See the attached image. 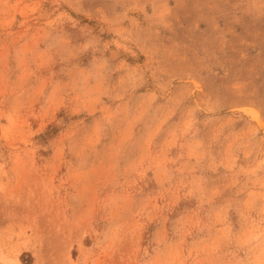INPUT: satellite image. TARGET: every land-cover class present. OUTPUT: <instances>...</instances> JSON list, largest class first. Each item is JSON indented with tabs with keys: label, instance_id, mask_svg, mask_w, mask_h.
<instances>
[{
	"label": "rangeland",
	"instance_id": "obj_1",
	"mask_svg": "<svg viewBox=\"0 0 264 264\" xmlns=\"http://www.w3.org/2000/svg\"><path fill=\"white\" fill-rule=\"evenodd\" d=\"M26 260L264 264V0H0V264Z\"/></svg>",
	"mask_w": 264,
	"mask_h": 264
},
{
	"label": "trees",
	"instance_id": "obj_2",
	"mask_svg": "<svg viewBox=\"0 0 264 264\" xmlns=\"http://www.w3.org/2000/svg\"><path fill=\"white\" fill-rule=\"evenodd\" d=\"M22 258L24 259L25 258V255H23ZM26 263L29 264L30 263L29 260H26Z\"/></svg>",
	"mask_w": 264,
	"mask_h": 264
}]
</instances>
